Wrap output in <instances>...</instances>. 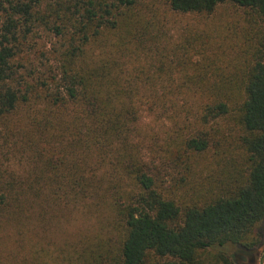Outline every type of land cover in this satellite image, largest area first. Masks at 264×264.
Here are the masks:
<instances>
[{
	"label": "trees",
	"instance_id": "16d2710c",
	"mask_svg": "<svg viewBox=\"0 0 264 264\" xmlns=\"http://www.w3.org/2000/svg\"><path fill=\"white\" fill-rule=\"evenodd\" d=\"M167 1L181 14L240 8L249 59L211 80L198 73L175 83L162 66L125 74L111 55L125 53L134 29L139 44L158 46L161 35L145 19L133 26L143 19L141 0H0V120L24 112L23 138L34 152L23 174L1 159L0 144V218L37 208L46 215L43 206L52 203L108 205L114 243L100 252L83 246L86 264H240L262 244L264 0ZM121 28L126 38L108 45ZM143 110L156 119L186 112L188 129L169 137L168 145L178 139L176 149L144 154L151 146L138 126ZM13 135L5 127L4 136ZM208 153L217 167L226 162L228 177L211 198L200 189L192 202H179L167 189L168 171L185 181Z\"/></svg>",
	"mask_w": 264,
	"mask_h": 264
},
{
	"label": "rangeland",
	"instance_id": "374dc122",
	"mask_svg": "<svg viewBox=\"0 0 264 264\" xmlns=\"http://www.w3.org/2000/svg\"><path fill=\"white\" fill-rule=\"evenodd\" d=\"M136 9L142 12L143 19L139 17L140 22H133V26H141L145 19L161 35L155 42L158 46L150 45L146 40L139 44V27H136L135 38L132 42L127 41L124 54L120 52L119 55L115 51L117 48L108 49L109 53L115 51L111 56L119 58L117 68L125 74L139 71L142 74L147 69H150L151 74L158 66H162L165 77L172 78L175 83L198 73L205 80H211L221 70L234 73V67L249 59L246 41L250 36L249 28L243 11L236 6H221L210 15L181 14L171 10L167 0H141ZM136 19L133 17L132 21ZM128 23H131L130 19ZM125 36L126 32L122 28L113 31L108 45ZM97 46L99 44L95 46L93 56L100 53ZM161 90L159 88L157 92L161 93ZM184 90L173 88L171 91L175 93ZM142 91L148 92L147 89ZM141 112L138 126L145 137V144L151 146L149 151L144 149L145 155L152 154L153 148L159 146L162 151L164 145L176 149L178 139L175 141L173 138V145H168L170 134L177 135L175 130L178 128L187 130V125L192 122L185 119L186 112H181V117L176 119H156L145 110ZM23 115L24 112L8 121L0 120V144L6 146L1 159L10 162L16 171L24 174L30 168L33 151L23 138V132L29 131ZM175 122H179L178 125ZM5 127L13 130L15 135L5 137ZM211 157L209 153L203 156L198 164L184 174L185 181L178 170L168 171L167 189L173 192L179 202H192L191 198L200 189L205 192L203 200L211 198L219 190L221 181L228 177L226 162L221 161L217 167ZM96 206L94 202L92 207L63 206L59 209L52 203L43 206L48 212L46 215L40 214V208H37L21 218H0V264H86L83 246L90 245L100 252L113 245L116 235V218L111 208L108 205ZM261 226V246L254 253L243 254L240 264H261V260L264 264V224ZM231 251L235 252L232 248Z\"/></svg>",
	"mask_w": 264,
	"mask_h": 264
},
{
	"label": "water",
	"instance_id": "95a60500",
	"mask_svg": "<svg viewBox=\"0 0 264 264\" xmlns=\"http://www.w3.org/2000/svg\"><path fill=\"white\" fill-rule=\"evenodd\" d=\"M261 264H263V260H261Z\"/></svg>",
	"mask_w": 264,
	"mask_h": 264
}]
</instances>
